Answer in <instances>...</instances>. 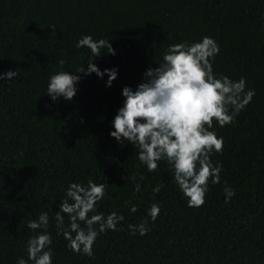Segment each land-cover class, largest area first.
I'll return each instance as SVG.
<instances>
[{
  "label": "trees",
  "instance_id": "1",
  "mask_svg": "<svg viewBox=\"0 0 264 264\" xmlns=\"http://www.w3.org/2000/svg\"><path fill=\"white\" fill-rule=\"evenodd\" d=\"M83 35L110 41L116 55L77 49ZM204 36L220 47L214 73L246 78L255 95L233 124L212 129L224 140L212 155L220 183L209 182L206 203L190 208L165 161L148 172L138 149L109 133L122 88L135 89L169 45ZM92 59L101 71L118 69L111 87L107 75L81 74L72 102L47 96L51 75ZM9 69L18 75L0 81V264L27 259V240L41 231L27 224L41 212L53 264H264V0H0V72ZM89 179L108 185L96 212L124 216L98 236L91 258L66 247L53 219L69 184ZM225 185L236 192L229 203ZM153 203L161 207L155 222ZM143 220L148 234L131 235L128 225Z\"/></svg>",
  "mask_w": 264,
  "mask_h": 264
},
{
  "label": "clouds",
  "instance_id": "2",
  "mask_svg": "<svg viewBox=\"0 0 264 264\" xmlns=\"http://www.w3.org/2000/svg\"><path fill=\"white\" fill-rule=\"evenodd\" d=\"M75 47L88 48L93 57H100V49L105 47L109 49V55H116L110 41L94 40L91 35L81 36ZM219 52L218 42L209 36L191 43L185 41L169 45L162 61L156 67L146 69L135 89L130 86L122 88V106L111 122L113 130L110 137L118 143L127 141L135 146L137 158L148 172L157 171L160 161L167 163L190 208H200L206 203L209 182L220 183L223 167L219 162L213 164L212 155L223 152L224 140L212 129L216 125L223 128L233 124L255 95L254 89L246 90V78L234 81L214 73L213 62ZM65 63L64 60L59 61L61 67ZM93 73L101 79L108 76L106 87H111L118 78L117 68L101 71L92 59L87 68H77L75 73L58 71L51 75L47 96L53 102L61 97L72 102L81 74L88 76ZM17 75L18 70L0 72V81H13ZM122 179L128 181L126 176ZM107 187L92 179L86 186L75 182L69 184L67 199L62 200L53 219L57 235L63 236L70 251L93 257V246L98 236L108 230L116 231L117 225L124 220L123 215L114 211L106 217L96 212ZM162 187V184L155 186L153 193L158 194ZM140 190V185L136 184L135 192ZM224 193L225 203L236 195L235 190L227 185ZM129 210L135 213L138 209L133 205ZM160 211L158 203L150 205L147 214L152 222L159 217ZM65 215L68 217L67 225ZM49 220V214L41 212L36 219L29 221V229L41 231L28 238L27 259L20 257L16 264H53ZM148 224V220H143L138 225L129 224L128 229L131 235L139 233L145 236L150 231Z\"/></svg>",
  "mask_w": 264,
  "mask_h": 264
}]
</instances>
